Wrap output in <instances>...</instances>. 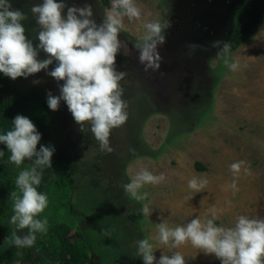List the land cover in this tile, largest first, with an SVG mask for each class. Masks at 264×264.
<instances>
[{
	"label": "rangeland",
	"instance_id": "rangeland-1",
	"mask_svg": "<svg viewBox=\"0 0 264 264\" xmlns=\"http://www.w3.org/2000/svg\"><path fill=\"white\" fill-rule=\"evenodd\" d=\"M10 3L27 14L22 22L26 35L38 45L39 26L30 9L42 0ZM65 3L68 7L90 4L98 24L109 9L103 0ZM137 4L142 18L130 21L125 17V30L119 37L123 46L117 67L127 73L121 85L129 118L111 132L113 151H100L88 125L80 132L63 101L53 117V141L65 147L78 164L72 177L73 203L97 221L87 238L103 264H143L136 257V242L154 235L156 224L163 220L175 226L215 214L216 224L228 227L240 215L264 218V22L248 41L228 53L230 62L240 63V69L233 72L225 65L219 47L229 41L244 0H137ZM225 18L228 30L223 26ZM154 20L170 27L165 30L166 42L159 47V71L145 72L134 46L144 33L143 24ZM216 41L221 43L214 46ZM39 58L47 56L41 51ZM54 67L55 61L28 78H7L20 91L59 95L58 82L47 75ZM145 89L152 98L142 95ZM149 108L158 113H145ZM241 160L250 165L251 174L234 177L230 165ZM198 162L204 170L197 168ZM140 167L157 175L164 173L166 180L146 185L141 191L149 193L148 199L138 202L125 193L124 185ZM193 177H206V188L190 190L188 181ZM234 179L237 191L228 187ZM144 204L152 211L149 217L141 211ZM135 213L141 214L137 222L130 217ZM8 245L0 241L1 247ZM157 247L168 252L159 244ZM176 250L184 255L186 264H220L214 255H205L190 243ZM39 251L41 264H58ZM160 254L158 249L155 255L159 258Z\"/></svg>",
	"mask_w": 264,
	"mask_h": 264
},
{
	"label": "clouds",
	"instance_id": "clouds-1",
	"mask_svg": "<svg viewBox=\"0 0 264 264\" xmlns=\"http://www.w3.org/2000/svg\"><path fill=\"white\" fill-rule=\"evenodd\" d=\"M30 11L39 26L36 46L22 23L28 19L27 14L13 9L10 0H0V73L12 80L28 78L47 70L55 61V67L47 75L58 82L59 95L48 93V108L57 111L63 101L79 131L83 133L88 125L100 151L111 153L112 130L123 126L129 118L128 104L123 98L125 89L121 85L127 73L117 67V56L123 46L119 37L125 30V17L130 21L142 18L141 7L137 0H111V7L99 24L93 18L90 4L68 7L65 0H42ZM168 27L169 24L159 20L143 24L144 33L134 47L145 72L159 71L162 62L159 47L166 42ZM220 43L216 41L214 46ZM219 48L225 65L233 72L238 71L239 61L230 62L227 58L229 43L223 42ZM41 51L47 58H39ZM12 123L11 130L0 134V144L11 153L9 160L17 168L25 161H30V165L19 171L15 180L19 193H11L14 214L10 224L14 230L5 241L10 246L31 248L36 244L37 234L48 230L47 218L39 217L48 207L49 199L38 188L44 170L52 168L55 147L49 144L37 148L42 134L27 116L17 114ZM3 156L4 151L0 150V157ZM230 171L234 177L242 172L251 174L250 165L243 160L232 163ZM165 180L164 173L157 175L147 167H140L124 185V191L138 202L145 201L149 193L141 189ZM207 184L206 177L188 181L189 189L195 192H201ZM228 187L238 190L235 179ZM141 211L147 217L152 213L148 204ZM216 219L215 214L207 219L196 216L186 224L175 226L163 220L156 224L154 235L136 242V257L142 258L143 264H186L184 255L176 249L190 243L205 255H214L220 264H264V218L240 215L228 227L217 225ZM158 249L161 250L159 258L155 255Z\"/></svg>",
	"mask_w": 264,
	"mask_h": 264
},
{
	"label": "trees",
	"instance_id": "trees-1",
	"mask_svg": "<svg viewBox=\"0 0 264 264\" xmlns=\"http://www.w3.org/2000/svg\"><path fill=\"white\" fill-rule=\"evenodd\" d=\"M103 3L106 8L111 7L109 0H103ZM263 22L264 0H246V4L236 16L234 31L228 42L229 53L248 41ZM142 95L152 98L147 89L143 90ZM192 108L194 110V106ZM140 111L142 112V109ZM144 112L158 113L152 108L145 109ZM17 114L31 119L42 134L38 149L40 145L50 144L55 147L52 168L44 170L38 188V191L46 193L49 199L48 207L39 217L47 218L48 230L44 234H37L34 247L20 248L9 246L8 243L9 247L0 246V264H41L43 256L39 250H43L45 255L55 259L58 264H103L94 249L93 241L87 238L90 226H95L97 221L94 216L81 213L73 203L75 188L72 177L78 171L76 159L65 147L52 139L55 134L53 125L55 111L48 108L47 97L44 94L36 90L20 91L11 80L0 74V134L12 129V120ZM142 116L140 121L143 125L146 119L144 114ZM142 125L138 123V132ZM132 127L134 128L135 124ZM0 150L4 151V156L0 157V241H3L13 231L10 224V218L14 214L11 193H19L15 180L19 171L29 167L30 161H25L17 168L10 162L11 153L6 146L0 144ZM196 165L200 170L205 169L200 162ZM130 217L137 222L141 214L135 213Z\"/></svg>",
	"mask_w": 264,
	"mask_h": 264
},
{
	"label": "flooded vegetation",
	"instance_id": "flooded-vegetation-1",
	"mask_svg": "<svg viewBox=\"0 0 264 264\" xmlns=\"http://www.w3.org/2000/svg\"><path fill=\"white\" fill-rule=\"evenodd\" d=\"M246 2V0H244V3ZM238 7V6H237ZM242 7L240 6V8H239V10L241 9ZM238 10V11H239ZM238 13V12H237ZM236 16H237V14H236ZM235 21H236V18H235ZM226 24L228 25V27H229V24H228V22H227V20H226V18L223 20V26H224V28H225V30H228V28H227V26H226ZM234 27H235V24H234ZM232 31H234V28H233V30ZM233 33V32H232ZM232 35V34H231ZM231 37V36H230ZM230 40V39H229ZM229 42V41H228ZM168 75V74H167Z\"/></svg>",
	"mask_w": 264,
	"mask_h": 264
}]
</instances>
